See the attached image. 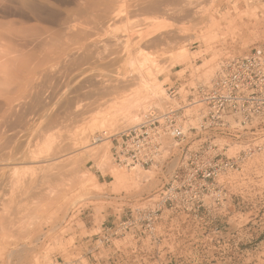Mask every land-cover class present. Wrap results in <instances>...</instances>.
I'll use <instances>...</instances> for the list:
<instances>
[{
	"label": "rangeland",
	"instance_id": "obj_1",
	"mask_svg": "<svg viewBox=\"0 0 264 264\" xmlns=\"http://www.w3.org/2000/svg\"><path fill=\"white\" fill-rule=\"evenodd\" d=\"M263 44L264 0H0V264H87L82 243L158 192L164 177L120 169L111 142L93 136L133 127L165 85L182 87L184 99L183 85L209 83L223 56ZM105 118L109 126L89 129ZM81 130L87 145H70ZM83 178L91 185L81 191ZM260 211L251 221L166 214L159 240H113L123 249L117 259L99 243V258L264 264Z\"/></svg>",
	"mask_w": 264,
	"mask_h": 264
},
{
	"label": "built area",
	"instance_id": "obj_2",
	"mask_svg": "<svg viewBox=\"0 0 264 264\" xmlns=\"http://www.w3.org/2000/svg\"><path fill=\"white\" fill-rule=\"evenodd\" d=\"M183 88L184 99L182 87L165 85L138 124L93 136L111 142L117 166L164 173L158 192L104 227L101 246L127 236L157 241L166 214L251 221L264 210V44L226 54L209 83Z\"/></svg>",
	"mask_w": 264,
	"mask_h": 264
},
{
	"label": "bare ground",
	"instance_id": "obj_3",
	"mask_svg": "<svg viewBox=\"0 0 264 264\" xmlns=\"http://www.w3.org/2000/svg\"><path fill=\"white\" fill-rule=\"evenodd\" d=\"M176 64H177V60L176 59H174V60H172V62L170 63V67H169V69H171V68H174L175 66H176ZM168 71V70H167ZM166 71H164V72H162L160 75H162V74H164ZM144 93V92H143ZM146 94V93H145ZM142 96V95H141ZM127 97V96H126ZM134 97V96H133ZM136 97V96H135ZM129 100V99H128ZM136 104L140 101V96L138 97V98H136V100L134 99L133 100ZM142 102V101H141ZM133 103V102H132ZM131 103V104H132ZM123 104V103H122ZM133 105H135V104H133ZM116 106V105H115ZM147 106V105H146ZM146 106H145V108H146ZM130 107H132V106H130ZM136 108V107H135ZM144 108V109H145ZM107 118H105V120H101V121H94V123H92V126L89 128V129H91V130H94V129H97L98 128V126H101V127H106L107 125L109 126V122H111V121H108V120H106ZM110 119V118H109ZM113 119V118H112ZM111 119V120H112ZM89 131V130H88ZM109 131V130H108ZM102 132V131H101ZM87 138H88V133H87V131L86 130H81L80 132H77V134H76V136H74V138L72 139V141H73V143L72 144H70V145H74V146H79V145H87ZM93 139V138H92ZM103 142H110L109 140H106V139H104L103 140ZM103 142H101V143H103ZM66 145V144H65ZM68 145V144H67ZM70 145L68 146V147H70ZM57 150V149H56ZM61 150V149H60ZM58 152V151H57ZM64 152H66L65 151V149H64ZM61 153L63 154V150H61V151H59V155H61ZM57 154V157L59 156L58 155V153H56ZM62 157L63 156H60V159H62ZM52 167V166H51ZM55 167V166H54ZM120 169H124V167H120V166H118ZM50 168V167H49ZM55 169V168H54ZM136 169H141L142 170V168H139V167H135V168H129V171L130 172H132V171H134V170H136ZM143 170H145L146 172H150V170H147V169H143ZM50 172V171H49ZM49 174V173H48ZM47 174V175H48ZM115 175V174H114ZM121 175V174H120ZM50 176V175H49ZM48 177V176H47ZM52 177V176H51ZM45 178V177H44ZM121 179V178H120ZM46 180V179H45ZM44 180V181H45ZM94 180V179H93ZM93 180H92V182H93ZM122 180H123V178H122ZM134 180V179H133ZM132 180V181H133ZM30 181V180H29ZM118 182V181H117ZM135 182V186L138 188V187H140L141 186V183H139L138 181H134ZM43 183V182H42ZM46 183V182H45ZM121 183V182H120ZM32 184V183H31ZM78 185H79V188L78 189H80L81 191L82 190H85L86 188H88L90 185H91V180H89V179H86V178H83L79 183H78ZM31 187V186H30ZM135 187V188H136ZM35 188V187H34ZM77 189V190H78ZM32 190V189H31ZM68 190V189H67ZM87 190V189H86ZM70 192V191H69ZM85 201V200H84ZM2 236V235H1Z\"/></svg>",
	"mask_w": 264,
	"mask_h": 264
},
{
	"label": "crops",
	"instance_id": "obj_4",
	"mask_svg": "<svg viewBox=\"0 0 264 264\" xmlns=\"http://www.w3.org/2000/svg\"><path fill=\"white\" fill-rule=\"evenodd\" d=\"M117 220H115L114 222H112L113 224L116 223ZM98 234H94V236L88 237V239L86 241H84L82 243L81 246H83V249L80 253V255L83 257L84 260H87L88 263L87 264H107V260L104 258H99V255L101 253V247H99V238L101 237H97ZM138 241H140V239H137ZM108 247L113 248V254L112 257H122V248H116L114 247V245H110ZM104 248V247H103ZM133 250V249H131ZM135 250H133L134 252ZM121 252V253H120ZM132 252V251H131ZM79 253V252H77ZM117 259V258H116ZM114 261V260H113ZM119 263V262H118Z\"/></svg>",
	"mask_w": 264,
	"mask_h": 264
}]
</instances>
